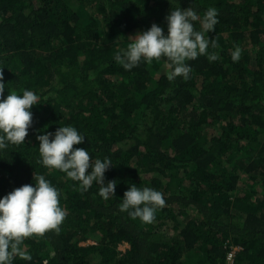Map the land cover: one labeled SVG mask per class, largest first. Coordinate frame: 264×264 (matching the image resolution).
<instances>
[{
  "label": "trees",
  "instance_id": "1",
  "mask_svg": "<svg viewBox=\"0 0 264 264\" xmlns=\"http://www.w3.org/2000/svg\"><path fill=\"white\" fill-rule=\"evenodd\" d=\"M177 7L217 9L218 59L186 61L187 80L163 57L125 70L129 37L167 34ZM0 72L5 97H40L25 143L0 151V197L44 175L67 211L13 264H264V0H0ZM67 125L85 136L74 148L110 158L107 200L40 163L37 135ZM131 184L163 194L152 222L120 210Z\"/></svg>",
  "mask_w": 264,
  "mask_h": 264
},
{
  "label": "clouds",
  "instance_id": "2",
  "mask_svg": "<svg viewBox=\"0 0 264 264\" xmlns=\"http://www.w3.org/2000/svg\"><path fill=\"white\" fill-rule=\"evenodd\" d=\"M167 34L153 23L145 31L130 36L131 42L125 50L117 52L114 59L125 69L131 70L142 61L165 58L171 71L167 72L169 81L181 76L187 80L191 66L186 63L198 56L206 55L210 61L217 60L215 53L208 48L217 46L214 38H205V32L215 30L218 11L209 7L203 17L198 16L192 7L171 10L166 16ZM199 21L200 30L194 22ZM233 61L240 59L237 47L231 54ZM3 73L0 72V151L9 145L25 143V137L32 124L33 105L40 97L32 90L24 89L22 94L9 92L5 97ZM39 141L40 163L49 170L57 169L74 181H79L82 191L87 192L93 182L100 185L98 194L105 200L115 195L116 180L105 183L104 173L112 165L110 158H97L94 162L81 144L85 136L71 125L60 126L55 132L37 135ZM35 184H24L0 197V264H13L19 257L30 261L29 252L22 247L25 238L43 235L48 230L59 231V226L67 215L60 206L59 190L44 175L34 177ZM165 204L163 194L153 188H138L131 184L124 192L119 208L128 211L133 218L150 223L155 219L158 207Z\"/></svg>",
  "mask_w": 264,
  "mask_h": 264
},
{
  "label": "rangeland",
  "instance_id": "3",
  "mask_svg": "<svg viewBox=\"0 0 264 264\" xmlns=\"http://www.w3.org/2000/svg\"><path fill=\"white\" fill-rule=\"evenodd\" d=\"M126 248H127V245L125 244H122L121 246H119V249L122 251L125 250Z\"/></svg>",
  "mask_w": 264,
  "mask_h": 264
},
{
  "label": "built area",
  "instance_id": "4",
  "mask_svg": "<svg viewBox=\"0 0 264 264\" xmlns=\"http://www.w3.org/2000/svg\"><path fill=\"white\" fill-rule=\"evenodd\" d=\"M228 258H232V253H229L228 254Z\"/></svg>",
  "mask_w": 264,
  "mask_h": 264
}]
</instances>
